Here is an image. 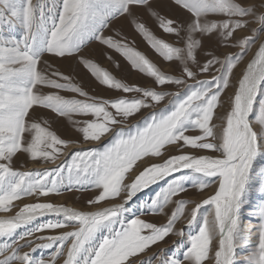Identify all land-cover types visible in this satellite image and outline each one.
Returning <instances> with one entry per match:
<instances>
[{"label": "snow or ice", "instance_id": "obj_1", "mask_svg": "<svg viewBox=\"0 0 264 264\" xmlns=\"http://www.w3.org/2000/svg\"><path fill=\"white\" fill-rule=\"evenodd\" d=\"M173 3L189 14L187 21L161 15L151 8L150 0H0V212H10L14 202L23 198H36V202L20 206L14 215L0 217V264H56L60 257H64L62 264H137L135 257L169 235L181 238L174 242L176 251L171 256L154 254L139 264H206L210 259L213 264H264V204L256 209L259 223L254 226L255 239L253 226L246 228L241 218L249 193L257 185L256 163L264 159V43L239 77L229 97V110L217 114L234 69L264 33V0L259 5L240 0ZM137 7H147L158 27L177 37L182 46L157 37L138 21L133 12ZM125 15L132 17L135 30L155 53L166 62H178L181 75L161 70L124 39L104 35L112 21ZM250 23L257 27L251 29V35L236 40L234 46L239 52L223 60L209 52L211 58L200 64L197 51L204 39L227 43ZM93 41L120 53L132 69L151 78L154 86L123 82L83 56L82 50ZM45 55L75 56L102 86L136 95L115 99L91 96L72 76L56 69L51 73L41 70L40 64L47 63L43 61ZM190 64L198 66L200 73L209 72L217 64L219 67L210 79L197 80ZM188 80L195 83L188 84ZM168 85L182 86L185 92L181 95L162 90ZM43 87L57 91L42 94ZM61 90L76 95L66 97ZM170 96L164 107L125 126L143 109H155ZM36 106L68 117L82 140L93 146L65 153L64 148L74 141L30 121V110ZM73 115L92 118L78 121L72 120ZM214 119L222 123H214ZM253 123L259 127L254 128ZM190 130L198 132L189 135ZM26 134L30 136L27 142ZM105 137L109 141L101 145ZM170 149L176 154L148 164L125 183L138 162L159 159ZM21 151L33 161L55 164L61 155L66 158L51 169L20 171L12 167V162ZM260 176L264 177V170ZM161 181L164 186L142 203L140 212L166 214V221L157 224L135 213L126 217L128 204L137 193ZM213 185V194L199 203L174 199L189 188L203 192ZM74 190L97 193L86 201L92 210L40 200ZM119 198L121 203L94 207ZM190 203L195 204L190 218L177 229ZM169 205L174 207L165 213ZM43 217L55 218L38 222ZM21 228L25 230L19 231ZM65 228L69 230L26 239L37 232ZM193 228L186 233L185 229ZM217 238L214 254L210 255ZM35 240L45 242L32 247ZM22 247L30 251L22 253ZM37 249L51 250L50 258H35L32 254ZM241 250L246 253L243 260L238 258Z\"/></svg>", "mask_w": 264, "mask_h": 264}, {"label": "rangeland", "instance_id": "obj_2", "mask_svg": "<svg viewBox=\"0 0 264 264\" xmlns=\"http://www.w3.org/2000/svg\"><path fill=\"white\" fill-rule=\"evenodd\" d=\"M240 2L245 4L255 3L259 5L261 0H240ZM151 8L158 11L161 15L172 18L179 22H185L189 19V14L176 6L173 3V0H150ZM264 10V9H262ZM135 18L138 21L145 23V25L159 38H163L167 42L176 44L177 46H182V42L178 43L177 37L173 34H166L158 27V21L155 17H153L147 7H137L133 9ZM214 19H222L223 17H213ZM132 17L127 15L121 16L110 24L109 28L105 29L104 35H112L115 39L121 40L124 39L130 46L138 49L142 53H144L151 61H153L161 70L165 71L166 73L173 74V75H181V66L178 62H166L162 57H160L145 41V39L135 30L133 24L131 23ZM256 23H250L248 28L238 30L235 33V39L227 42V43H220L216 39L209 41L208 39H204L203 47L197 51V59L202 65L207 59H210L211 56L208 55L211 52L216 57H219L223 60L229 54H235L240 51L239 47L234 46L236 44V40L242 38L244 36L251 35V29L256 28ZM119 33V35H117ZM19 34V33H18ZM261 43H264V33H261L260 38L256 40L250 47V50L243 56V59L234 69L233 75L231 77V86L226 90L225 94L222 95L223 106L217 109L218 115H223L229 110V97H231L238 84V79L241 76L243 70L245 69L246 65L254 58L255 53L257 52ZM82 55L86 58L93 59L96 63H98L101 67L108 70L113 76L117 79L122 80L128 84L139 85V86H154L153 80L149 78L147 75L140 73L137 70L132 69L130 63L123 57L120 53L116 52L115 50L109 49L106 46L100 44L99 42L93 41L87 47L82 50ZM108 57H111L109 59ZM43 61L47 62L41 63L40 68L43 71L51 73L53 69L59 70L67 75L73 77L75 83H78L81 87H83L91 96L104 98V99H115L120 98L123 96L131 97L136 95L126 94L119 90H110L105 86L99 84L95 78L89 73L87 69L80 64L75 56L70 58H58L53 55H45L43 57ZM118 63V67H117ZM48 65L52 67L49 68ZM193 68L194 71L197 72V80L203 79H210L213 75H216L215 68L219 67V64L215 65L212 70L206 73H200L199 67L195 65H189ZM188 84H194L195 81L188 80ZM162 90L170 92V93H181L184 94L185 89L184 87H178L176 85H168L165 86ZM42 94H47L49 92H55L56 89H51L48 87H43L40 89ZM61 95L66 97H72L76 94L71 93L66 90L60 91ZM83 99V97H78ZM172 97L166 98V100L158 105L155 109L147 108L143 109L139 114L130 118L125 126H131L135 124L137 121H140L143 117L147 116L149 113L153 111H157L159 108L164 107V104L168 102L169 99ZM92 117H84L80 115H73L72 120L82 121L84 119H90ZM30 121H36L42 123L43 126L50 127L51 130L55 131L62 139L74 141L73 144L69 145L68 147L64 148L65 153H69L73 150L77 149H87L92 145L91 142L85 143L82 140L81 133L76 130V127L73 123L69 120L68 117H62L54 113L49 109H45L43 107L36 106L32 110H30V115L28 117ZM46 122V123H45ZM214 123H222V121L218 119H214ZM254 128H258L259 125L253 123ZM198 130H190L187 134L194 135L197 134ZM30 139V136L27 134L25 135V141L27 142ZM109 141V137L103 138L99 143L102 145ZM78 142V143H75ZM185 151H192L191 149H185ZM176 154L174 149H170L168 152L165 153V156H162L159 159L155 158H145L143 161L138 162L135 169L128 175L127 180L125 183H130L131 180L134 178L136 174L139 173L143 169V167L147 166L150 163H157L161 162L163 159L167 157V155ZM196 155H217L215 152H195ZM65 156L61 155L57 162L51 166H49L50 162H44L41 160L33 161L30 159L28 154L24 152H19L13 158L12 167L14 169H18L20 171H29L35 169H51L59 165L62 161L65 160ZM31 163L36 165H43L42 167H30ZM139 163H141L139 165ZM139 165V166H138ZM256 175L255 179L257 180V185L253 187L251 192L249 193L248 199L245 203L244 208L242 209L241 218L242 224L248 228L249 226H253L251 229L252 238L255 239V232L256 228L254 226L258 225L259 217L256 213V209L259 205L264 204V177L260 176V172L264 170V159H258L256 163ZM132 174V176H131ZM164 186V182L161 181L159 184L151 185L149 188L142 190L141 192L137 193V195L133 198L131 202L128 204L129 212L125 213V216L131 218V214L135 213L136 215H140L142 219L151 221L157 224H162L166 221L167 215L166 214H142L140 212V207L143 202H147L150 197L154 195L156 191L159 190L160 187ZM215 191V185L209 187L208 189L204 190L203 192H197L195 189L189 188L187 192L182 193L178 197H174V199H190L193 200L195 203H199L207 196L213 194ZM97 193L94 190L89 191H71V192H63L60 195H50L48 197H41V201H51L52 203L56 204H65L68 206H73L78 209L82 210H91L88 208L86 201L90 198H93L94 195ZM36 202L35 197H26L19 201L14 202L15 207L12 208L10 212L5 214L14 215L16 211H18L19 207L23 204L27 203H34ZM121 203L122 198L109 200L103 202L100 205L94 207H103L105 205H109L112 203ZM72 204V205H71ZM195 206L194 203H190L187 205L186 211L182 219L176 224V228L180 229L184 227L187 223V220L190 218V211ZM174 205H169L168 208L165 209V213H170ZM4 212H0L3 214ZM202 216V213H201ZM55 218V217H43L40 218L38 222H43L46 219ZM200 219V217H198ZM24 228H21L19 231H24ZM69 229H58V230H45L44 232H37L33 234V237H27L26 239H34L37 236H46V235H54L56 232L59 231H67ZM195 229H185L186 233L188 231H194ZM181 238L176 235H169L163 241L158 242L157 244L151 246L147 249L144 253L140 254L139 256L135 257L134 260L139 264L140 260H145L147 257H151L154 254H159L161 257H168L171 256L173 252L176 251V246L174 242L179 241ZM45 241L42 240H35L32 247H35L36 244L44 243ZM23 243V241H21ZM217 240L213 242L212 245V253L217 246ZM20 251L29 252V247H22ZM51 250H42L37 249L32 255L35 258L43 257L45 260H48L49 253ZM246 253L241 250L238 251V258L243 260V256ZM64 257L58 258L56 264H62ZM19 264V262H16ZM153 264H158V261H153ZM187 264V262H185ZM206 264H213V260L210 259L206 261Z\"/></svg>", "mask_w": 264, "mask_h": 264}, {"label": "bare ground", "instance_id": "obj_3", "mask_svg": "<svg viewBox=\"0 0 264 264\" xmlns=\"http://www.w3.org/2000/svg\"><path fill=\"white\" fill-rule=\"evenodd\" d=\"M57 162V161H56ZM141 163H139V165H140ZM51 165H53V163L52 164H50L49 166H51ZM138 165V166H139ZM43 165H36V164H34V163H31V166L30 167H42ZM130 175V174H129ZM131 176H132V174H131ZM112 204H118L117 202H115V203H112ZM72 205V204H71ZM109 205H111V204H109ZM109 205H105V206H109ZM105 206H103V207H105ZM92 210V209H91ZM3 216H11V215H8V214H5V213H3V214H0V217H3ZM217 242H218V238H217Z\"/></svg>", "mask_w": 264, "mask_h": 264}]
</instances>
